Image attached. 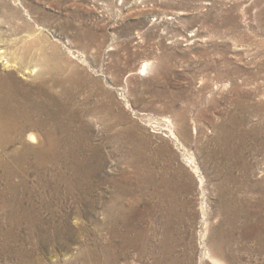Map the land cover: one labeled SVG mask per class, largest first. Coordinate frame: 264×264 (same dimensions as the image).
<instances>
[{
	"label": "bare ground",
	"instance_id": "obj_1",
	"mask_svg": "<svg viewBox=\"0 0 264 264\" xmlns=\"http://www.w3.org/2000/svg\"><path fill=\"white\" fill-rule=\"evenodd\" d=\"M38 49L47 54L44 47ZM37 72L17 63L3 64L0 71V262L196 264L194 237L187 240L197 215L190 196L194 185L184 170H174L169 147L153 149L145 136L134 142L118 132V147L110 154L115 164L107 178L98 179L107 163L103 153L114 140L115 100L108 83L71 72L46 79ZM34 75L38 81L37 76L36 82H26ZM117 115L121 122L127 118L125 112ZM135 126L127 131L136 139ZM225 134L227 142L236 136ZM237 139L238 151L223 144L209 156L217 160L222 218L209 240H202L201 262L264 264V200L247 194L264 187L235 176L248 135ZM129 167L135 168L132 176ZM50 171L54 177L48 180ZM195 172L203 189L198 167ZM104 186L108 195L95 196ZM132 192L140 197L131 204ZM75 244L79 253L62 261Z\"/></svg>",
	"mask_w": 264,
	"mask_h": 264
},
{
	"label": "rangeland",
	"instance_id": "obj_2",
	"mask_svg": "<svg viewBox=\"0 0 264 264\" xmlns=\"http://www.w3.org/2000/svg\"><path fill=\"white\" fill-rule=\"evenodd\" d=\"M0 52V71L17 63L23 70L38 68L41 78L71 72L108 83L115 100L114 140L103 153L107 163L98 179L112 171L110 154L121 132L134 142L147 137L153 149L168 146L174 170H184L194 185L197 215L187 240L194 237L196 264H216L201 262L202 240H209L222 218L211 152L223 144L236 152L237 137L247 134L244 161L234 174L264 187V0H0ZM120 111L127 114L124 123L115 120ZM132 124L139 128L136 139L127 131ZM225 132L236 136L227 142ZM101 193L108 195L106 186L94 195ZM247 194L264 200L262 187ZM129 197L132 204L140 193ZM135 207L138 215V201ZM79 249L73 245L61 260L73 259Z\"/></svg>",
	"mask_w": 264,
	"mask_h": 264
}]
</instances>
